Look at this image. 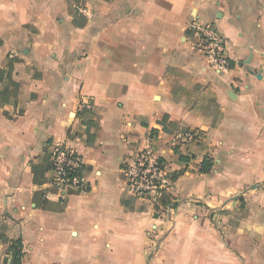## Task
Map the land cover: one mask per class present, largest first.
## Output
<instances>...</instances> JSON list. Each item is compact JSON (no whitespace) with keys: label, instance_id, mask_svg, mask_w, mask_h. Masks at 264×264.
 <instances>
[{"label":"crops","instance_id":"crops-1","mask_svg":"<svg viewBox=\"0 0 264 264\" xmlns=\"http://www.w3.org/2000/svg\"><path fill=\"white\" fill-rule=\"evenodd\" d=\"M192 20L223 34L228 70L208 64ZM11 65L0 264L19 237L23 264H264V0H0V75ZM185 128L198 138L176 142ZM56 143L81 155L87 194L46 198L51 170L35 182ZM148 147L178 201L170 217L124 178Z\"/></svg>","mask_w":264,"mask_h":264},{"label":"built area","instance_id":"built-area-1","mask_svg":"<svg viewBox=\"0 0 264 264\" xmlns=\"http://www.w3.org/2000/svg\"><path fill=\"white\" fill-rule=\"evenodd\" d=\"M80 12L88 14L86 8H79ZM187 29L196 37L198 48L206 58L208 64L218 71L228 70L230 60L226 53V42L223 34L214 24L192 20ZM90 108L89 103L84 104ZM198 133L182 129L175 141H195ZM52 163L51 176L48 179L45 197L54 193L61 198L72 193L87 194L91 190V183L83 173L84 163L81 155L71 147L56 143L49 155ZM125 179L134 196L157 203L161 197V189L165 188V165L160 156L151 148H145L136 153L126 162Z\"/></svg>","mask_w":264,"mask_h":264},{"label":"trees","instance_id":"trees-1","mask_svg":"<svg viewBox=\"0 0 264 264\" xmlns=\"http://www.w3.org/2000/svg\"><path fill=\"white\" fill-rule=\"evenodd\" d=\"M12 72H13V66L11 65L8 67L6 71H2L0 75V80H2L3 76L8 78L9 82L16 87L18 86L15 81L12 79ZM3 91L0 90V94H2ZM186 129V128H185ZM157 129H152L150 131L151 136L153 137L157 133ZM175 152L179 155V160L185 163H188L190 161V158L184 154H182L177 148L175 149ZM47 164L44 168L37 169V167H34V180L36 183L42 182L40 179H46V174L49 170L52 169V163L49 160V156L46 155ZM160 161L164 162V159L160 157ZM126 164H124L123 169H125ZM213 168V159L209 155H206L201 162L199 166L200 173H209ZM178 176L177 173H174L172 175L173 179H176ZM125 178V174H124ZM161 191V197L159 198L158 202L164 208V210H168V207L172 204L173 208H176L178 206L177 199L166 189L163 188ZM42 197H44V193L42 194ZM42 206L47 207L49 205L46 204V200H44V203H40ZM202 206H205L207 210L211 211L209 207L202 204ZM160 208L159 205H157V209ZM8 252L10 254V264H23V258L25 255L24 251V243L21 237L17 239L11 240L10 246L8 248ZM8 259H6V262Z\"/></svg>","mask_w":264,"mask_h":264},{"label":"water","instance_id":"water-1","mask_svg":"<svg viewBox=\"0 0 264 264\" xmlns=\"http://www.w3.org/2000/svg\"><path fill=\"white\" fill-rule=\"evenodd\" d=\"M255 187H258V185H255ZM172 208H173V205L171 204V205L168 207L169 217H170V215H171ZM163 239H164V236L161 237V238L159 239V241H158V243H157V248L159 247V245H160V243L163 241ZM152 256H153V253H151L150 258H152Z\"/></svg>","mask_w":264,"mask_h":264}]
</instances>
